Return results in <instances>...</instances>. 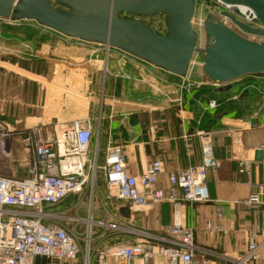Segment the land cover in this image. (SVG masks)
<instances>
[{
	"label": "crops",
	"instance_id": "1",
	"mask_svg": "<svg viewBox=\"0 0 264 264\" xmlns=\"http://www.w3.org/2000/svg\"><path fill=\"white\" fill-rule=\"evenodd\" d=\"M203 76L195 65L180 78L119 49L71 39L38 24L9 21L6 29L0 24V120L13 136L0 142V150L25 154L21 141L32 128L92 117L93 143H99L102 160L110 147L119 146L134 175L162 160L159 185L166 188L171 174L202 164V137L209 134L219 162L208 173L210 201H180L177 209L194 230L201 249L197 260L203 254L206 264H232L245 253L256 223L264 234V153L257 150L264 143V74L224 84ZM23 157L14 159L12 169H22L20 178L29 175L32 164L24 166ZM240 158L252 161L253 187L238 173ZM256 193L262 203H243ZM217 207L226 232L206 229L208 221H218ZM173 210L172 203L163 202L124 215L132 228L159 232L173 221ZM84 259L83 253L77 260L39 256L34 264H84Z\"/></svg>",
	"mask_w": 264,
	"mask_h": 264
},
{
	"label": "built area",
	"instance_id": "2",
	"mask_svg": "<svg viewBox=\"0 0 264 264\" xmlns=\"http://www.w3.org/2000/svg\"><path fill=\"white\" fill-rule=\"evenodd\" d=\"M212 1L219 17L227 11L250 27L264 30L250 7ZM166 25L165 20V28ZM230 26L246 39L264 43V35L243 32L231 23ZM195 65L202 68V58L196 56L192 67ZM209 105L214 107L216 103L211 101ZM6 135L0 122V137ZM94 137L92 117L64 125H42L23 137V145L31 155L29 175H0V264H34L39 256L77 260L82 253L84 264H90L94 258L97 264H206L203 254L197 260L201 249L195 244L194 230L182 222L177 207L180 201H210L208 173L219 166L211 136L202 137V164L171 174L166 188L159 185L164 171L162 160L151 161L140 174L134 175L127 169V157L121 147H110L102 160ZM257 150L264 153V143ZM237 162L238 173L253 187L252 161L240 158ZM98 170L103 172L109 190L105 196L94 192ZM88 191L90 198L85 206ZM260 193L243 203H262ZM163 202L173 204L174 216L159 232L132 228L131 221L126 220V211L132 214L134 209L143 210ZM216 215L218 221H208L206 229L226 232L219 223L223 216L221 207L216 208ZM248 234L245 253L232 264H264V234H260L259 225L256 223V231Z\"/></svg>",
	"mask_w": 264,
	"mask_h": 264
},
{
	"label": "water",
	"instance_id": "3",
	"mask_svg": "<svg viewBox=\"0 0 264 264\" xmlns=\"http://www.w3.org/2000/svg\"><path fill=\"white\" fill-rule=\"evenodd\" d=\"M250 7L264 25V0H221ZM56 3L57 6L54 5ZM197 0H0V19L31 20L61 35L119 49L163 71L186 78L196 56L209 81L224 84L264 73V43L243 32L264 35L227 11L202 21L206 42L199 46ZM164 14L167 34L150 28L144 17ZM129 15V16H126Z\"/></svg>",
	"mask_w": 264,
	"mask_h": 264
},
{
	"label": "rangeland",
	"instance_id": "4",
	"mask_svg": "<svg viewBox=\"0 0 264 264\" xmlns=\"http://www.w3.org/2000/svg\"><path fill=\"white\" fill-rule=\"evenodd\" d=\"M54 5L57 6L56 3H54ZM207 14H213V15H216L219 17V15H217V13H216L215 7H213V1L212 0H199L198 4H197L196 16H195V27L199 31V33H201L200 39H199V46H203L205 44L206 37H205L203 26L200 23L204 20V18ZM126 16H129V15H126ZM144 20L146 21L148 26L150 28H152L153 30H155L156 32H158L160 34H167V32H168L167 25H166V28L164 27V21L166 20V16L164 14L147 16V17H144ZM24 21L29 22V23H33V24H38L37 22L31 21V20H24ZM7 22H9V20L0 19V24L2 25L3 29H6V23ZM226 22L228 25H230V22L228 20H226ZM1 50H2V48H1ZM197 57L200 60L202 58L201 55H199ZM196 69H197V67L195 68L194 72L196 71ZM259 74H264V73H259ZM256 75H258V74H256ZM203 78H204V80H208L205 75L203 76ZM191 84L193 86L195 85L194 83H191ZM0 122L4 125V131L8 132V130L5 126V123H4L5 121L0 120ZM12 137L13 136H11L10 134L6 135L5 137L2 136V137H0V142H3V139H8V138H12ZM22 143H23V141H21V144ZM26 152H25V154L21 151L18 154L15 153L13 155H11V154L5 155L0 150V175L5 176V177L18 176V174L21 173L22 169L16 168V171H18V173L16 175V171L12 170L13 168L15 169L14 159L19 158V157L22 158L24 156L22 164L24 165L25 163H27L26 165H28V163H29L28 161L31 160V158H30L31 155L28 152L27 153ZM102 156H103V153L100 150V158H102ZM26 165H24V166H26ZM94 192L96 195H101V196H105L106 193L109 192V190L106 186V183H105L104 174L101 170L97 171V177H96V180L94 182ZM89 198H90V191L87 192V194L84 198V201H83V205L87 206ZM82 214L85 215V211ZM90 264H92V262Z\"/></svg>",
	"mask_w": 264,
	"mask_h": 264
},
{
	"label": "trees",
	"instance_id": "5",
	"mask_svg": "<svg viewBox=\"0 0 264 264\" xmlns=\"http://www.w3.org/2000/svg\"><path fill=\"white\" fill-rule=\"evenodd\" d=\"M251 76H253V75L245 76L243 79H247V78H249V77H251Z\"/></svg>",
	"mask_w": 264,
	"mask_h": 264
},
{
	"label": "bare ground",
	"instance_id": "6",
	"mask_svg": "<svg viewBox=\"0 0 264 264\" xmlns=\"http://www.w3.org/2000/svg\"><path fill=\"white\" fill-rule=\"evenodd\" d=\"M4 141H5V140H4ZM4 141H3V142H4Z\"/></svg>",
	"mask_w": 264,
	"mask_h": 264
}]
</instances>
